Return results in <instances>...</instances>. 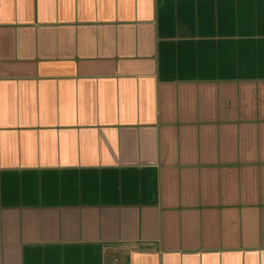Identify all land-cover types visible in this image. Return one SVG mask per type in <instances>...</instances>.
Listing matches in <instances>:
<instances>
[{"label": "crops", "instance_id": "1", "mask_svg": "<svg viewBox=\"0 0 264 264\" xmlns=\"http://www.w3.org/2000/svg\"><path fill=\"white\" fill-rule=\"evenodd\" d=\"M0 264H264V0H0Z\"/></svg>", "mask_w": 264, "mask_h": 264}]
</instances>
